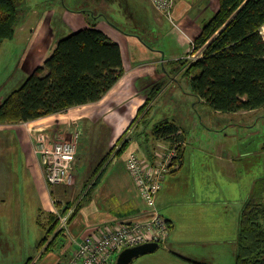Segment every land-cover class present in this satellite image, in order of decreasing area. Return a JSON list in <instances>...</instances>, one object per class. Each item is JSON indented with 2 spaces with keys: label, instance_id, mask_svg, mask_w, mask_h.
Returning <instances> with one entry per match:
<instances>
[{
  "label": "crops",
  "instance_id": "1",
  "mask_svg": "<svg viewBox=\"0 0 264 264\" xmlns=\"http://www.w3.org/2000/svg\"><path fill=\"white\" fill-rule=\"evenodd\" d=\"M135 1L141 2L140 7L143 10L140 12V8L135 6L133 13L139 21L141 20L142 29L141 34L136 33L138 35L127 33L120 27H114L108 22L110 21L108 17L99 16L97 19L93 17L92 22L87 23L84 17L86 9L73 10L68 9L66 6H57L55 13L59 11V19L63 17L62 24L70 25V27L67 26L65 34L79 28L90 27L94 24L97 29L116 42L121 49L124 72L118 81L97 101L72 106L57 114L26 121L24 122L26 123L24 126H22V122L0 123V237L5 235L2 230L3 228L5 231L4 220L7 218L9 222L11 219H16L14 214L20 212L19 207L26 202L28 194L35 196L38 202V214L40 217L44 215L45 222L43 223H48L50 214H55L59 218L62 207L68 201L70 202V200L65 202L62 198L64 194L68 193L69 186H62L64 184L48 185L45 180L40 155L35 150V138L37 137L35 130L39 128L47 129L48 131L52 130L56 138L62 139L69 138L73 132L78 131L80 134L79 141L80 137L88 129L106 133L107 135L102 137V142H100L101 148L104 149L101 158L120 139L121 141L125 140L128 142L125 149H128V152L122 158L119 157L116 160L115 158L118 155H114V152L110 153L105 164V170L102 172L100 183L84 197L87 200L85 202H83L85 199L82 200L77 213L73 217L68 216L66 227L62 226L59 220L57 228L60 226L64 228L61 235L67 233L71 239L78 238L96 230V228L104 224H114L118 222L117 220L128 222L146 218V207L126 167V158L129 151L135 150L146 161L153 164L157 159L156 152L169 146L171 141L170 138H160L154 134L152 139H150V145L145 140L144 145H142L138 137L135 136L134 130H131L135 123L138 124L137 121H139L142 115L150 111L151 103L153 102L152 100L141 115H138L139 107L143 105L148 95L154 93V89L152 90V87H149L150 80H148L146 85H144L145 79L141 81L142 84L137 85V79H140V76L146 75L153 78L157 72H161L164 75V72H167L165 66L170 65L173 59L176 61L180 58H182L181 60H189L187 58L188 47L191 46L193 37L199 35L201 29L199 30L197 23L188 17L186 2L183 0L176 1L172 13L173 22L157 14L147 0ZM122 2V0H102L100 4L117 5L118 3L122 4ZM175 19L179 22L182 30L190 34V37H183L181 36V31L177 32L169 27L167 22L170 25L173 23L177 27ZM36 23L37 25L34 27L31 35L26 37L28 41L27 46L23 50L19 60V65L23 66L27 72H31L36 67L41 66L57 43L54 41L55 37L51 38L49 35L50 27L48 21L43 24L40 19H37ZM30 25L27 20L22 21L21 24L19 23L14 37L7 41L19 43L20 41L17 39L21 37ZM151 29L152 31H150ZM134 32L136 31L134 30ZM150 32H155L160 38L154 37L151 39L147 36ZM47 37L50 38V42H47ZM154 40L156 41L155 43ZM155 49L159 50V52H156ZM150 52H154L155 57H159L160 53V60L154 61L149 55ZM197 52L201 53L199 50ZM162 67L164 70H162ZM197 71L192 73L191 76L195 75ZM135 75L138 77L134 80ZM165 77L164 75V79H166ZM177 80L170 76L169 83L172 85V88H174L175 83V85H178ZM4 97L5 95H0V102ZM165 119L172 121L179 127L184 139H186L185 130L177 117L172 120ZM125 131L127 132L124 135ZM5 146L9 148L7 153L2 152ZM77 154L76 163L80 166L82 157L79 155V150ZM177 162L164 175L162 187L156 198L159 212L167 218L170 225V233L167 239L164 243L159 244V247L163 245V252L159 255L148 253L150 254L149 256H144L145 254L138 256L136 257V264H213L212 259L206 255H196V253L186 254L181 251L179 246L182 245L184 239L180 235L182 234L184 224H188L191 230L196 231L199 236L196 243L204 245L206 248L216 244L219 240L224 241L218 238L228 239L236 243V231L234 233V229L230 234V238L229 235H220V233H215L212 235L213 237H209L210 226L216 220L219 221V218L223 220V216L227 213L228 209L225 203L231 201L230 195H225L220 199L217 191V185L220 180H215L210 171L206 170L204 161L196 157L190 160L188 172H185L186 156L184 148ZM90 165L93 167L95 163L90 161ZM232 170H234L233 165ZM186 174L188 175L187 179L190 181V184L189 182L188 184L183 182V177ZM89 176H91L90 173L84 181ZM226 182V187L232 186V182ZM239 185L235 186V188H238V191L240 187L243 192H238L239 200H242L246 196L242 202L243 205L249 195H245L243 191L244 187L241 183ZM85 191L87 189L84 188L83 182L77 195L79 196L81 193H85ZM53 194L58 198L53 199ZM63 201L64 203H61ZM87 201L91 202L85 204ZM220 202L223 203L221 212L219 208ZM195 249L196 252L200 250ZM67 253L69 254V259L71 251ZM131 264H133V261Z\"/></svg>",
  "mask_w": 264,
  "mask_h": 264
},
{
  "label": "rangeland",
  "instance_id": "2",
  "mask_svg": "<svg viewBox=\"0 0 264 264\" xmlns=\"http://www.w3.org/2000/svg\"><path fill=\"white\" fill-rule=\"evenodd\" d=\"M122 1V4L114 5L100 4L102 0H18V22L21 24L22 21L27 20L31 25L17 39L20 41L19 43L3 40L0 44V95H5L6 97L12 90L18 88L34 70L27 72L23 66L19 65V60L27 46L26 37L33 32L34 27L37 25V19H40L43 24L48 21L50 27L49 35L51 38L55 37V42L69 34L64 32L67 26L70 27V25H63V17L59 19V11L55 13L58 5L59 7L66 6L68 9L73 10L86 9L84 17L87 23L92 22L93 13H102L111 21L113 20L112 22L116 24L115 26L113 25L114 27H120L127 33L141 34V20L139 21L133 15L135 6L140 8V12L143 11L140 7L141 2L135 0ZM183 1L186 2L188 17L197 23L199 30L202 29V26L215 14L219 7V0ZM175 22L177 27L173 23L170 25L167 22V24L171 29L177 32L181 31V36L190 37L189 33L182 30L176 19ZM155 32H150L147 36L151 39L154 37L160 38ZM195 38L193 37L192 40ZM47 42H50L48 37ZM190 48L191 46L188 47V50ZM155 51L159 52L157 49ZM149 55L154 61L160 60L161 57L160 53L159 57H155L154 52H150ZM165 67L168 72H164L166 79H164V75L161 72H157L153 78L146 75L137 79L138 76H134V80L137 79V85L142 84L141 81L144 79V85H146L148 80H150L149 87H152L156 94L153 96V102L148 114L141 117L137 121L138 124L135 123L131 130H134L135 136L138 137L142 145L145 143L144 140L150 145V139L155 134L153 127L156 122L165 118L170 120L175 119V117L178 118L179 123L185 130L187 139V142L185 139L186 146H184L186 156L185 172H188V164L191 159L193 160L196 157L204 161L206 170L210 171L215 180H220L217 185L220 199L225 195H230L231 198L230 202L225 203L228 209L223 216V220L219 218V221L216 220L210 226L209 237H213L212 235L215 233H220V235H229L230 238L233 229L237 235L238 217L242 202L246 198L245 196V198L239 200L238 192H243L240 187L238 191L235 186H240L239 184L241 183L244 187V194L249 195L256 184L264 183V108L237 112L217 111L192 94L189 78L184 73V66L173 59L170 65ZM162 70H164L163 67ZM198 73L199 71L196 72V74ZM170 76L178 79V85H175V83L174 88L169 83ZM21 124L22 126L26 125L24 122ZM35 131L37 132L36 136H41L46 132L54 136L52 130L48 131L47 129L39 128ZM76 133L80 136L78 131ZM106 135V133L88 129L80 137V141L78 140L79 148L77 145L76 157H78L77 153L79 150V155L82 157L81 165L79 166L76 163L73 168V184L62 185L70 187L68 193L62 197L65 202L67 200L77 202L84 194L81 193L79 197L77 195L84 179L88 177L92 170L90 161L99 162L101 155L104 153L100 142H102L101 138ZM8 150V146H5L2 152L7 153ZM35 150L39 153L37 147H35ZM127 152L128 149L124 150L115 159L122 158ZM232 165L234 170H232ZM187 177L188 175L186 174L183 177V182L185 184L189 182L190 184ZM226 181L232 182V186L226 187ZM87 187L84 186V188ZM52 197L53 199L58 198L54 194ZM64 201L61 203H64ZM90 202L87 201L85 204ZM222 205L223 203L220 202V212ZM19 208L20 212L14 214L16 216L15 220L11 219L8 222L6 218L3 222L5 231L3 228L2 230L5 235L0 237V264H64L69 256L67 252H72L73 249L71 237L64 232L67 237L61 235L57 240L58 243L54 239V243L51 244L54 232H46L49 229V224L43 223L45 222L44 215L42 217L39 216L38 202L34 195L28 194L26 202ZM180 236L184 239L182 245L179 246L183 253L206 255L212 259L213 264H234L235 242L218 238L224 241L219 240L216 244L206 248L204 245L196 243L199 236L195 230L190 229L188 224H184ZM44 238L46 240H43ZM48 247H51V249L47 250ZM162 247L163 245L150 254H161L163 252ZM195 248L200 250L196 252ZM150 254H145L144 256H149ZM136 260L137 258L133 260V264H136Z\"/></svg>",
  "mask_w": 264,
  "mask_h": 264
},
{
  "label": "trees",
  "instance_id": "3",
  "mask_svg": "<svg viewBox=\"0 0 264 264\" xmlns=\"http://www.w3.org/2000/svg\"><path fill=\"white\" fill-rule=\"evenodd\" d=\"M17 5L18 0H0V44L3 40L12 39L19 26ZM99 16L106 17L102 13L93 17L97 19ZM108 22L116 25L111 20ZM262 26L264 0H219L217 11L193 40L194 51L200 50L201 57L177 60L184 66L195 97L220 112L264 108ZM197 70L199 73L191 76ZM123 72L121 49L116 42L94 24L73 31L59 39L44 63L3 98L0 123L32 121L72 106L97 101ZM155 94L154 91L148 95L139 107L138 115L151 103ZM146 114L148 111L142 117ZM178 129L172 121L163 119L154 125L153 132L157 137L171 140ZM119 141L92 167L91 176L84 181V186L89 185L85 188L87 191L77 202L68 201L61 214L70 209L69 216L77 213L84 197L100 183L110 153L120 155L127 148V141ZM177 163L174 161L173 165ZM57 217L50 214L48 223H45L49 224L46 232H54L51 244L54 239L58 243L64 231L61 226L57 229ZM234 264H264V183L255 185L241 207Z\"/></svg>",
  "mask_w": 264,
  "mask_h": 264
},
{
  "label": "built area",
  "instance_id": "4",
  "mask_svg": "<svg viewBox=\"0 0 264 264\" xmlns=\"http://www.w3.org/2000/svg\"><path fill=\"white\" fill-rule=\"evenodd\" d=\"M153 10L173 22V9L177 0H147ZM260 32L264 37V26ZM200 51V50H199ZM201 53L194 51L193 42L187 58L195 60ZM78 133L73 132L69 139L56 138L44 133L35 138L37 151L48 184H66L74 182L73 168L76 164ZM169 146L157 153L153 164L145 160L137 151H129L126 167L142 197L147 216L137 221L117 220L114 224H104L92 232L78 238H72L73 249L64 264H115L118 253L127 247L146 242L164 243L168 237L170 225L167 218L157 207L156 198L162 187L164 175L172 169V164L180 156L186 145L183 133L178 129ZM68 214L59 215L61 225L66 227Z\"/></svg>",
  "mask_w": 264,
  "mask_h": 264
},
{
  "label": "water",
  "instance_id": "5",
  "mask_svg": "<svg viewBox=\"0 0 264 264\" xmlns=\"http://www.w3.org/2000/svg\"><path fill=\"white\" fill-rule=\"evenodd\" d=\"M159 247L157 242H146L132 247H127L121 250L115 260V264H131L134 258L152 253Z\"/></svg>",
  "mask_w": 264,
  "mask_h": 264
},
{
  "label": "bare ground",
  "instance_id": "6",
  "mask_svg": "<svg viewBox=\"0 0 264 264\" xmlns=\"http://www.w3.org/2000/svg\"><path fill=\"white\" fill-rule=\"evenodd\" d=\"M18 25H19V23H18ZM19 27V26H18ZM48 184V183H47ZM49 185V184H48ZM51 190V189H50Z\"/></svg>",
  "mask_w": 264,
  "mask_h": 264
}]
</instances>
